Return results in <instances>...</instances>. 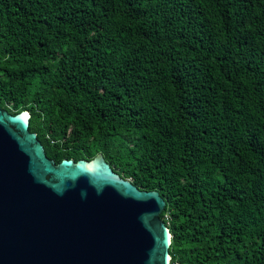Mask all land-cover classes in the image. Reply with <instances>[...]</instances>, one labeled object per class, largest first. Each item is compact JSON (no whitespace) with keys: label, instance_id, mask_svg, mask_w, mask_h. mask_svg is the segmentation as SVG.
I'll list each match as a JSON object with an SVG mask.
<instances>
[{"label":"trees","instance_id":"16d2710c","mask_svg":"<svg viewBox=\"0 0 264 264\" xmlns=\"http://www.w3.org/2000/svg\"><path fill=\"white\" fill-rule=\"evenodd\" d=\"M0 107L158 191L171 264H264V0H0Z\"/></svg>","mask_w":264,"mask_h":264},{"label":"water","instance_id":"95a60500","mask_svg":"<svg viewBox=\"0 0 264 264\" xmlns=\"http://www.w3.org/2000/svg\"><path fill=\"white\" fill-rule=\"evenodd\" d=\"M31 118L0 107V264H171L161 194L101 153L56 163Z\"/></svg>","mask_w":264,"mask_h":264}]
</instances>
